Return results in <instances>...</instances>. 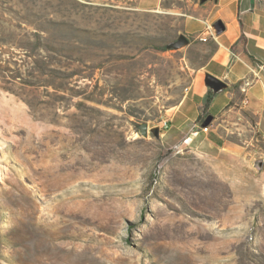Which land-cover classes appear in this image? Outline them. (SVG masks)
<instances>
[{"label": "rangeland", "instance_id": "obj_1", "mask_svg": "<svg viewBox=\"0 0 264 264\" xmlns=\"http://www.w3.org/2000/svg\"><path fill=\"white\" fill-rule=\"evenodd\" d=\"M150 2L0 0V264H264L261 190L154 134L201 2Z\"/></svg>", "mask_w": 264, "mask_h": 264}, {"label": "crops", "instance_id": "obj_2", "mask_svg": "<svg viewBox=\"0 0 264 264\" xmlns=\"http://www.w3.org/2000/svg\"><path fill=\"white\" fill-rule=\"evenodd\" d=\"M177 14L189 39L182 68L187 86L159 135L176 155L199 153L221 181L253 190L248 195L256 198L258 190L264 194V0H206ZM209 76L223 83L219 91Z\"/></svg>", "mask_w": 264, "mask_h": 264}, {"label": "water", "instance_id": "obj_3", "mask_svg": "<svg viewBox=\"0 0 264 264\" xmlns=\"http://www.w3.org/2000/svg\"><path fill=\"white\" fill-rule=\"evenodd\" d=\"M205 1L206 0H200L201 3ZM188 42H189V39L187 38V36L185 34H181L175 42L169 45V47L179 48L183 45H186ZM208 81H209L210 87L213 89L214 92L219 91L223 86V83L213 76H209ZM139 129L143 136H148L150 128L147 122L141 123L139 125ZM154 134L157 136L159 135V128L154 129Z\"/></svg>", "mask_w": 264, "mask_h": 264}, {"label": "trees", "instance_id": "obj_4", "mask_svg": "<svg viewBox=\"0 0 264 264\" xmlns=\"http://www.w3.org/2000/svg\"><path fill=\"white\" fill-rule=\"evenodd\" d=\"M213 91H210L209 94L207 95V98L204 102V106H203V113H207L208 107L213 99Z\"/></svg>", "mask_w": 264, "mask_h": 264}, {"label": "built area", "instance_id": "obj_5", "mask_svg": "<svg viewBox=\"0 0 264 264\" xmlns=\"http://www.w3.org/2000/svg\"><path fill=\"white\" fill-rule=\"evenodd\" d=\"M168 121L167 120H164V125L166 126V127H168ZM203 130H205V131H207L208 130V127L207 126H204L203 127Z\"/></svg>", "mask_w": 264, "mask_h": 264}]
</instances>
